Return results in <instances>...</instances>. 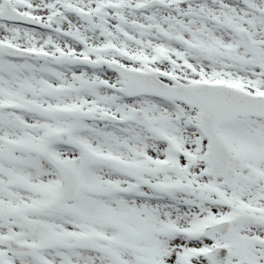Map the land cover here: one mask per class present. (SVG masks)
<instances>
[{
    "label": "snow or ice",
    "instance_id": "6c2138e0",
    "mask_svg": "<svg viewBox=\"0 0 264 264\" xmlns=\"http://www.w3.org/2000/svg\"><path fill=\"white\" fill-rule=\"evenodd\" d=\"M0 264H264V0H0Z\"/></svg>",
    "mask_w": 264,
    "mask_h": 264
}]
</instances>
